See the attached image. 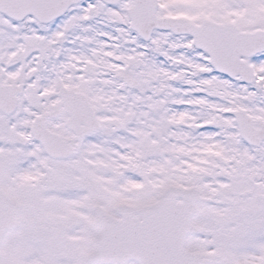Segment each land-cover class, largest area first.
Wrapping results in <instances>:
<instances>
[{"label":"snow or ice","instance_id":"1","mask_svg":"<svg viewBox=\"0 0 264 264\" xmlns=\"http://www.w3.org/2000/svg\"><path fill=\"white\" fill-rule=\"evenodd\" d=\"M0 264H264V0H0Z\"/></svg>","mask_w":264,"mask_h":264}]
</instances>
